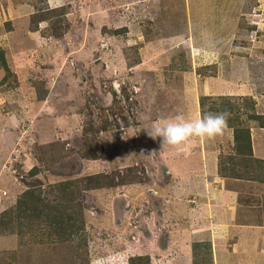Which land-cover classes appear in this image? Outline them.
Segmentation results:
<instances>
[{
    "label": "rangeland",
    "instance_id": "rangeland-1",
    "mask_svg": "<svg viewBox=\"0 0 264 264\" xmlns=\"http://www.w3.org/2000/svg\"><path fill=\"white\" fill-rule=\"evenodd\" d=\"M46 3L61 12V35L49 33L50 21L31 30L36 4ZM0 47L15 73L2 84L0 69V213L36 181L46 191L100 172L116 182L83 192L87 245L80 258L69 244L38 249L0 233V264H123L138 253H149L152 264H193L194 226L204 221L183 209L174 215L171 207L202 195L209 200L208 188L202 177L181 175L167 161L186 148L185 155L201 150L204 157L219 143L229 153L227 133L161 151L143 129L179 113L202 116L200 99L207 95L217 98L206 101L216 107L220 96L252 97L264 113V0H0ZM238 107L247 109L241 100ZM90 123L93 130H86ZM251 125L254 153L264 155V128ZM86 138L101 143V156L84 154ZM219 177L233 197L209 192L216 203L209 217L221 219L219 208L230 207L237 235L210 236L215 251L228 253L214 251L215 264H264V184ZM133 184L165 188L166 202L133 192L136 202L125 209L111 205ZM193 187L196 193L188 194Z\"/></svg>",
    "mask_w": 264,
    "mask_h": 264
},
{
    "label": "trees",
    "instance_id": "trees-1",
    "mask_svg": "<svg viewBox=\"0 0 264 264\" xmlns=\"http://www.w3.org/2000/svg\"><path fill=\"white\" fill-rule=\"evenodd\" d=\"M35 8L37 9L30 18L31 30L36 31L42 22L50 21L49 33L61 35V23L57 24L60 21L57 17L61 12L57 8H51L47 3L41 6L36 4ZM7 25L9 30L13 29L12 23L8 22ZM0 69L5 72L2 84L10 80L12 76L15 77L8 63L6 51L2 47H0ZM219 98L222 102L217 107L216 101L210 102L211 104L206 102L208 99L216 100L215 97L207 95L200 99L202 114L209 113L206 112V105L210 111L233 113L227 127L233 129L234 143L228 155L220 156L219 174L222 177L249 179L254 183L264 184V158L254 153L251 129L252 122L264 128V113L256 111L252 97H238L234 101L230 96ZM239 100L245 103L246 110L238 107ZM244 118L250 125L242 120ZM108 126L106 124L102 128L107 129ZM86 130H93V124L90 123ZM99 146L103 147L101 143L98 145L97 141L86 138L84 154H87L89 158L101 156ZM38 172V167H33L29 173L34 177ZM36 182L28 185L12 207L0 213V233L15 234L21 245L38 247V249L69 244L70 248L77 250V256L80 258L82 247L87 245L83 192L112 186L111 184L116 182L102 172L59 181L49 186L48 191L44 189L43 183ZM192 258L193 264H215L212 242L200 241L192 244ZM123 264H152L151 256L149 253L130 254Z\"/></svg>",
    "mask_w": 264,
    "mask_h": 264
},
{
    "label": "crops",
    "instance_id": "crops-1",
    "mask_svg": "<svg viewBox=\"0 0 264 264\" xmlns=\"http://www.w3.org/2000/svg\"><path fill=\"white\" fill-rule=\"evenodd\" d=\"M10 20H13V19H10ZM13 22H15V20ZM225 130L226 131H224V132L227 133V141L229 144L228 146H229V152H230L231 147L234 143V141H233V130L229 129V128H226ZM252 134H253V130H252ZM188 144L189 143H186L187 146H188ZM222 144L223 143H221V144L219 143L218 147L216 146V148L211 149L210 151H205L204 157H203L202 153H200L201 150H199L200 152H198V150H197V153L195 155L189 157L188 155H185V153L189 149V148H186V149L181 150V153H179L180 155L178 157H173V158L169 159V161H167V164L170 166V168L173 171H177V172L180 171L181 175L189 176V175L194 174L197 179H200V177H202L205 181V185H204L205 188H208L207 193L210 197L209 200L206 198L205 195H202L201 197H198L197 199H193V198L190 199L189 198L188 202H185V205H182V208L179 204H176L174 207H171L174 215H177V210H182V209L187 214L191 215V218H194L195 216L201 215L198 217V220H202L204 222L201 224L197 222V225L194 226L195 230H198V232L195 233V236H198L197 238L199 240H197V241H199V242L200 241H210L211 242L210 236L212 237V239L214 241H216V238L218 239L220 237H223L226 240H229L231 238H234V236L237 235L235 232L231 231L232 228H234V226H237V225L236 224L232 225V223H234V222L231 221V218L233 217V214H235V213L230 210V207H224L223 210L218 207L219 210L222 212L221 219L216 218V217H211V218L209 217V216H211L210 209L214 208V205L216 204L215 202L212 201L213 197H211L210 193H212V195L214 197H217V198L222 197V199H225V201L227 199L231 200L233 197L230 190H226V191H225V189L221 190V188L219 187L222 185V182H223L221 180V178L219 177V175H220L219 174L220 156L223 153L227 154V152H228L225 147H221ZM215 150L217 152L216 156H215V152H214ZM257 156L264 158V155L262 153H261V155L258 154ZM192 158H195V160L193 161ZM214 175H216V177ZM214 182H215V186L214 187L210 186V184H212ZM139 185H141V184H138V185L133 184V185L128 186V187L127 186L122 187L121 191L118 192V194H116L113 197V199L111 201V205L114 202H117L123 206V209H125L128 205L126 203L136 202V197L134 199L131 198V195L133 192H136V195H138V196H141V195L144 196L145 193H148L150 195V197L153 196L155 198H157V196L159 194L165 198V202H166L167 199H166L165 195H162V194L166 193L165 188H164V190H162L160 187H157V185H155V184H152V187H148V185H146V186H144V185L139 186ZM148 188H150L152 190L149 189L147 191ZM168 191H170V187L168 188ZM195 193H196L195 187H193V189H191L188 194H195ZM191 197H192V195H191ZM163 207L165 208V204H163ZM227 216L229 219H226ZM214 218H216V220ZM211 219H214V222L217 224L212 223ZM240 226L244 227V226H246V224H242ZM247 233H248V231H245L244 233H242L243 237L240 235L239 239L240 240L245 239ZM249 234L252 235V233H249ZM203 237H204V239H203ZM253 239H254V237H253ZM253 239H252V241H253ZM236 245H238L239 247H245V246H243V244L240 241L236 242ZM253 249H254V246H252V250ZM214 251L215 250L213 249V252ZM216 253H219V252L215 251V254ZM220 253H222V255L228 254V253H225L223 250ZM220 253H219V255H220ZM244 254L245 253H242V255H244ZM260 254H263V253H260ZM260 257H261V255L259 256V258ZM254 262H255V260L252 263H254Z\"/></svg>",
    "mask_w": 264,
    "mask_h": 264
},
{
    "label": "clouds",
    "instance_id": "clouds-1",
    "mask_svg": "<svg viewBox=\"0 0 264 264\" xmlns=\"http://www.w3.org/2000/svg\"><path fill=\"white\" fill-rule=\"evenodd\" d=\"M228 119L229 114L226 112L205 113L198 118H188L179 113L170 118L156 120L143 130L149 138L159 141L161 151L178 150L192 138L216 139L228 126Z\"/></svg>",
    "mask_w": 264,
    "mask_h": 264
},
{
    "label": "built area",
    "instance_id": "built-area-1",
    "mask_svg": "<svg viewBox=\"0 0 264 264\" xmlns=\"http://www.w3.org/2000/svg\"><path fill=\"white\" fill-rule=\"evenodd\" d=\"M117 86H119V84L117 83Z\"/></svg>",
    "mask_w": 264,
    "mask_h": 264
}]
</instances>
